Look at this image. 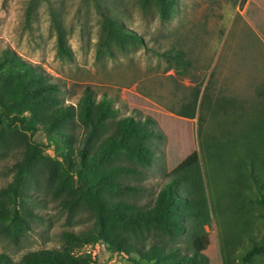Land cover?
<instances>
[{
	"label": "rangeland",
	"instance_id": "rangeland-1",
	"mask_svg": "<svg viewBox=\"0 0 264 264\" xmlns=\"http://www.w3.org/2000/svg\"><path fill=\"white\" fill-rule=\"evenodd\" d=\"M141 2L99 0V7L94 0H0V53L13 50L43 71L49 83L59 86L55 90L25 80L28 95L23 107H35L52 128L67 126L66 152L73 165L85 163L81 177L64 176L61 166L53 161V148L47 146L48 131L33 134L52 168L33 170L24 179L23 201L34 213L27 217L29 222L24 223L20 235L13 238L0 225V252L9 255L12 264H19L31 251L62 248L65 230L80 233L97 227L95 210L80 195L84 186H92L98 195L103 192L115 200L123 198L148 208L172 174L195 160L204 164L201 143L205 134L217 135L222 130L236 134L264 107V35L255 26L257 20L264 19V0H148L145 6ZM169 6L172 10L167 9ZM101 11L142 42H131L128 37L119 41L110 35L103 27ZM59 36L68 54L58 53ZM177 49L190 61L184 69L162 55ZM13 76L28 74L0 73V92ZM85 87L98 98L102 94L112 96L119 116L157 120L156 128L165 137L153 141L151 164L140 163L121 148L101 157L103 138L112 132L115 122L108 119L102 127L95 120L87 124L82 121L79 100ZM129 93L150 104L132 100ZM194 100L197 105L191 118L184 114L191 113ZM63 108L74 109L73 120L67 119ZM159 113L169 117L167 126ZM26 114L29 118L32 115ZM4 121L0 116V131L7 139V146L0 144V189L12 181L15 163L22 157L23 140L32 134L18 120ZM172 144L177 158L185 159L175 169L169 167ZM95 148L98 152L92 156ZM129 167L136 172L126 169ZM222 183L207 185L210 200ZM70 187L74 188L73 208L61 203L64 198L71 201ZM120 210L118 219L107 215V220L117 230H133L127 209ZM259 214L264 215V211ZM250 232L264 238V225L253 224ZM137 238L148 244L152 241L149 234ZM187 242L185 235L175 243L186 251ZM194 246L210 264H223L221 227L213 212L205 234L194 240ZM74 252L79 257L91 254L97 264H133L101 243L74 245ZM141 264L149 263L142 260ZM256 264H264V258L257 259Z\"/></svg>",
	"mask_w": 264,
	"mask_h": 264
},
{
	"label": "trees",
	"instance_id": "trees-1",
	"mask_svg": "<svg viewBox=\"0 0 264 264\" xmlns=\"http://www.w3.org/2000/svg\"><path fill=\"white\" fill-rule=\"evenodd\" d=\"M94 1L101 6L99 0ZM147 1L142 0V5L145 6ZM163 8L165 9L164 6ZM167 9L172 10V7ZM101 14L103 27L110 35H114L119 41L128 37L131 42H142L138 35L125 29L110 15L103 11ZM255 26L264 35V19L257 20ZM58 43V53L68 54L61 36ZM162 55L173 60L178 69H184L190 63L184 58L185 54L181 49L163 52ZM9 71L26 72L28 77L9 78L5 89L0 92V116L3 122L10 118L18 120L32 132L31 136L23 140L22 157L15 163L12 181L0 189V225L10 236L17 238L24 229V223L29 222L27 217H32L34 213L23 201L26 194L23 189L24 179L33 170L51 171L52 168V163L44 158L42 144L33 138V134L38 130L48 131L47 146L53 148L56 157L53 161L61 166L64 176L81 177L85 163L82 161L79 165H73L66 152L69 147L66 143L68 136H64L67 126L52 128L53 124H48L45 118L38 116L35 107H23L28 95L25 80L30 79L55 90H59V86L49 83L47 75L37 66L24 60L13 50L4 49L0 53V73ZM129 97L138 103L150 104L145 98L133 93H129ZM196 102L194 100L191 103V113L184 115L195 117ZM63 110L67 119L73 120L74 109ZM27 112H31L30 118ZM79 115L86 124L89 120H95L103 127L108 119L115 122L112 132L103 138L101 157L121 148L140 163L149 165L155 154L153 141L160 142L165 137L156 128L155 118L119 116L112 96L102 94L98 98L89 87L84 88L79 100ZM157 115L167 126L166 119L169 117L160 113ZM5 137L0 131V144L7 146ZM203 138L201 148L204 164L195 160L172 174L162 185L154 204L148 208H141L123 198L115 200L103 192L98 195L92 186H84L79 194L95 210L99 220L97 227L80 233L65 230L62 236L66 244L62 248L31 251L21 258L19 264H97L91 254L79 257L74 252V245L96 243L104 244L112 252L125 255L133 264H141L142 260L149 264H210L209 258L194 246V240L205 234V226L210 222L212 212L221 227L222 263L256 264L257 259L264 258V238L251 235L250 228L253 224L264 225V215L259 214L261 210L264 211V107L258 109L257 118L238 133L231 135L229 130H222L217 135L216 132L213 135L207 133ZM97 152L95 148L92 156ZM57 157L62 158V161L58 162ZM168 158L171 169L185 160L177 158L173 144L168 150ZM126 169L130 170L131 167ZM131 171L136 172L133 169ZM218 181H222L223 186L215 189L216 197L212 201L207 185H216ZM72 192L74 188H68L71 201L68 198L61 200L64 207H74L72 197L75 196ZM121 208L127 209L133 230H117L115 224L107 220V215L118 219ZM134 225L139 228L136 230ZM146 234L152 237L149 244L137 238ZM185 235L188 242L186 251H183L175 242ZM0 264H12V258L0 252Z\"/></svg>",
	"mask_w": 264,
	"mask_h": 264
}]
</instances>
